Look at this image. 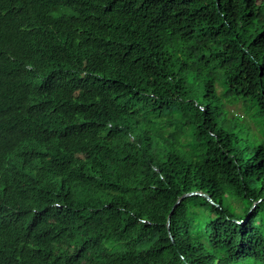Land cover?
I'll return each mask as SVG.
<instances>
[{
  "label": "trees",
  "instance_id": "1",
  "mask_svg": "<svg viewBox=\"0 0 264 264\" xmlns=\"http://www.w3.org/2000/svg\"><path fill=\"white\" fill-rule=\"evenodd\" d=\"M0 264H264V0H0Z\"/></svg>",
  "mask_w": 264,
  "mask_h": 264
},
{
  "label": "water",
  "instance_id": "2",
  "mask_svg": "<svg viewBox=\"0 0 264 264\" xmlns=\"http://www.w3.org/2000/svg\"><path fill=\"white\" fill-rule=\"evenodd\" d=\"M195 194H200V193H197V192H191V193H188V194H186V195H183L181 198H183V197H185V196L195 195ZM202 195H203V196H206V195H204V194H202ZM206 197H207V196H206ZM181 198H180V199H181ZM180 199L176 202V204L179 203ZM176 204H175V205H176ZM175 205H174L173 208L171 209V211H170V213H169V216H168V219H167L168 230H169V220H170V216H171V214H172V212H173V209H174ZM169 237H170V239L172 240V236H171L170 234H169ZM172 242H173V240H172Z\"/></svg>",
  "mask_w": 264,
  "mask_h": 264
},
{
  "label": "rangeland",
  "instance_id": "3",
  "mask_svg": "<svg viewBox=\"0 0 264 264\" xmlns=\"http://www.w3.org/2000/svg\"><path fill=\"white\" fill-rule=\"evenodd\" d=\"M244 120H247V118L245 117Z\"/></svg>",
  "mask_w": 264,
  "mask_h": 264
}]
</instances>
